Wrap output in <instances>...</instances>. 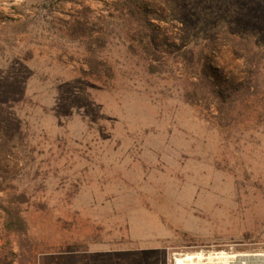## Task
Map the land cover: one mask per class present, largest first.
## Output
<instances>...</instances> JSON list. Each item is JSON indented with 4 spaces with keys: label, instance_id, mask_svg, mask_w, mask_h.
Listing matches in <instances>:
<instances>
[{
    "label": "rangeland",
    "instance_id": "374dc122",
    "mask_svg": "<svg viewBox=\"0 0 264 264\" xmlns=\"http://www.w3.org/2000/svg\"><path fill=\"white\" fill-rule=\"evenodd\" d=\"M113 1L0 0V204L27 225L0 238V264L264 253V0H172L177 17L147 0L171 46L157 73ZM85 7L104 18L111 77L84 74L86 40L68 34ZM226 35L254 53V80ZM200 51L220 89L249 87L222 125L185 95Z\"/></svg>",
    "mask_w": 264,
    "mask_h": 264
},
{
    "label": "trees",
    "instance_id": "16d2710c",
    "mask_svg": "<svg viewBox=\"0 0 264 264\" xmlns=\"http://www.w3.org/2000/svg\"><path fill=\"white\" fill-rule=\"evenodd\" d=\"M146 1L114 0L111 5L113 10L127 21L129 26L127 32L129 50L145 57L149 61V72L157 73L161 71V59L165 51H169L171 46H162L156 42L159 31L153 21H162L164 18L157 12H151L146 6ZM167 8L173 16H178V7L175 2L169 0ZM103 20V17L94 14L88 7H85L80 11L79 17L67 22L70 37L74 39L82 38L83 40L85 38L86 40L87 69L83 73L95 79L112 76L110 65L97 56V49L103 47L106 43V36L102 28ZM223 39L237 47L238 56L243 60L245 68L251 73V78L254 80L257 72L254 53L245 43L237 42L232 37L226 35L222 36ZM202 58L203 51H200L196 61H183V68L187 71L191 70L196 77L191 89L185 95L191 104L212 106L215 109L213 117L216 122L222 125L227 120V114L236 100L241 95L249 93V87H236L233 91H223L215 84L209 68L203 67ZM0 210L3 211L0 238H7L11 235L22 237L27 231V225L20 212L17 209L6 208L1 204Z\"/></svg>",
    "mask_w": 264,
    "mask_h": 264
},
{
    "label": "bare ground",
    "instance_id": "6f19581e",
    "mask_svg": "<svg viewBox=\"0 0 264 264\" xmlns=\"http://www.w3.org/2000/svg\"><path fill=\"white\" fill-rule=\"evenodd\" d=\"M186 258L190 260L189 264H264V253L254 254L253 256H249V258L242 256L239 258L238 262L233 256L224 251L208 254H188ZM250 260H252V262ZM182 263V259L175 260V264Z\"/></svg>",
    "mask_w": 264,
    "mask_h": 264
}]
</instances>
